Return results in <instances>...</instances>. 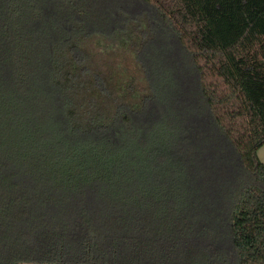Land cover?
I'll return each mask as SVG.
<instances>
[{
  "label": "trees",
  "instance_id": "1",
  "mask_svg": "<svg viewBox=\"0 0 264 264\" xmlns=\"http://www.w3.org/2000/svg\"><path fill=\"white\" fill-rule=\"evenodd\" d=\"M131 1L0 0V264H264V0ZM156 27L230 162L224 241L143 57Z\"/></svg>",
  "mask_w": 264,
  "mask_h": 264
},
{
  "label": "rangeland",
  "instance_id": "2",
  "mask_svg": "<svg viewBox=\"0 0 264 264\" xmlns=\"http://www.w3.org/2000/svg\"><path fill=\"white\" fill-rule=\"evenodd\" d=\"M111 10L120 11L124 17V11L134 14V17L141 14L136 13L137 6L131 0H110ZM133 23L132 19H126ZM142 27L147 25V19L143 15L138 19ZM144 58L148 60V68L154 72L166 74L167 89H169L171 119L176 120L180 126L188 124L195 126L192 133L188 155L185 157L186 174L184 175L186 184L190 187L191 195L199 201L198 211H204L207 215L208 227L212 229L215 237L211 240H219L221 230L224 226L218 225V216L214 211L216 206H221L228 199L230 180H232V170L229 168L230 162L226 159L227 153L219 146V140L212 137V132L207 128V122L203 118L202 112L197 111L196 98L194 96V79L189 75L176 47L170 42L169 36L159 27L153 29L149 38V43L144 52ZM130 66V61H124ZM166 89V90H167ZM211 132V133H210ZM212 138V139H211ZM198 147L199 149H194ZM179 163H171L166 174V179L174 181L181 187L183 181L176 172ZM195 188V189H194ZM176 192V189L170 188ZM210 204L212 206H208ZM217 226V227H215Z\"/></svg>",
  "mask_w": 264,
  "mask_h": 264
},
{
  "label": "water",
  "instance_id": "3",
  "mask_svg": "<svg viewBox=\"0 0 264 264\" xmlns=\"http://www.w3.org/2000/svg\"><path fill=\"white\" fill-rule=\"evenodd\" d=\"M256 155L260 164L264 167V143L257 148Z\"/></svg>",
  "mask_w": 264,
  "mask_h": 264
}]
</instances>
